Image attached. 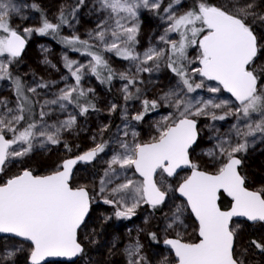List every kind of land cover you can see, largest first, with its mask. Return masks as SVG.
<instances>
[{"label":"snow or ice","instance_id":"1","mask_svg":"<svg viewBox=\"0 0 264 264\" xmlns=\"http://www.w3.org/2000/svg\"><path fill=\"white\" fill-rule=\"evenodd\" d=\"M98 2L100 10L107 12L108 19L114 21V25L108 27L105 26L107 21L99 24L94 36L89 34L99 42L104 52H112L120 59L133 62L137 73L152 72L163 61L178 78L177 87L161 97L164 106L173 108L174 112L164 117L162 125L157 126V136L150 142H136L137 133L132 131L133 143L117 137L119 150L113 151L100 180V193H109L103 202L116 208L118 219H128L140 205L147 204L156 209L165 204L168 190L176 191L186 200V207L190 208L198 222L199 237L198 242H184L181 233L177 232V238L163 240L164 245L174 253L176 264H245L235 250L237 231L231 222L234 217H242L249 222L264 223V192L250 191L245 187V178L238 171L241 160L235 154L246 151L247 137H254L257 133L264 135V66L257 68L255 64L258 40L247 23L249 17L264 22V14L255 12L254 0H244L243 3L232 0L231 4L223 5L197 0L191 9L182 14L175 11L181 0H171L167 7H162L163 0ZM79 3L83 4L84 0H79ZM77 8L73 9V13ZM140 9L153 12L165 21L167 27L159 41L167 48L149 47L143 54L136 52L134 45L139 33ZM20 12V7L13 0H0V57H5L0 60V80L11 81L16 97L14 108L9 106L8 101L0 99V173L5 171L9 161L28 155L35 143L41 146L59 144L61 132L71 129L76 123L74 115H69L59 124L44 123V108L48 105H58L61 110L73 105L79 109L81 116L95 110L87 99V93L92 89L85 90L80 83L86 72L101 83L111 82L115 76L103 53L93 50L89 41L76 35L62 37V43L91 59L83 65L65 57V66L75 84L66 85L54 99L44 101L39 122L29 120L26 113L33 111V101L26 93L36 94L37 88L48 85L39 83L25 89L21 79L13 77L10 71L11 64L20 57L26 43L20 31L12 26L13 14ZM58 19L59 24L42 16L39 27H26L23 31L26 35L33 32L41 36L58 35L60 25L68 23L63 9ZM109 32L111 40L107 39ZM172 33L179 39L170 38ZM192 46L199 49L195 61H189L187 54V49ZM191 63H198L199 67L189 69L188 64ZM104 72H107L106 76ZM194 75L202 79L196 82L192 78ZM119 76L127 81L122 89L127 101L133 98L130 89L136 84V79L123 72ZM204 81H215L231 94L238 106L218 115L209 109L225 108L228 101L217 103L213 99H196L193 102L188 94L206 87ZM139 91L137 88L136 92ZM207 91L216 93L220 88L207 87ZM135 98L139 99V96ZM141 103L143 110L131 117L137 122L159 106L157 100L143 99ZM115 110L116 105L113 104L111 111ZM253 114L259 119L254 120ZM228 115L245 122L243 129L238 125L232 126L238 142L233 144L229 139L221 140L217 145L218 154L212 150L207 153L221 161L217 172L210 174L202 171L190 159L189 149L198 138L197 121L192 117L224 120ZM22 122L26 126H22ZM127 128L126 124L125 137L128 135ZM17 145L20 147H15ZM65 147L69 148L67 144ZM107 147V142L97 143L83 154L63 160L51 174L34 175L31 170L24 169L0 182V234L18 238L21 243L20 248H13L0 256V262L7 264L11 261L17 252L23 250L25 242L28 264H43L47 257L71 260L84 252L78 241V230L89 212L91 197L86 186L74 188L70 179L74 165L78 162L91 163ZM116 166L122 171L118 172ZM183 167L190 168L191 175L172 189L171 178L178 175L177 170ZM133 168L142 179L127 176V170ZM122 175L123 182L110 189L107 187ZM165 185H168V190H165ZM221 192L231 198L228 210L218 206ZM183 212L184 207L177 206L170 217L165 216V232L183 225ZM149 236L159 242L157 233L150 232ZM251 245L264 253V241L253 239ZM141 248L137 241L125 249L128 264H146L145 258L140 255ZM161 264H169L168 257H164Z\"/></svg>","mask_w":264,"mask_h":264},{"label":"rangeland","instance_id":"2","mask_svg":"<svg viewBox=\"0 0 264 264\" xmlns=\"http://www.w3.org/2000/svg\"><path fill=\"white\" fill-rule=\"evenodd\" d=\"M77 10L72 13L70 23L62 30V36H78L81 40L89 41L90 45L98 48L108 61L110 68L115 73V78L109 87L102 85L90 72H86L81 80V87L85 90L92 89L87 93V99L95 106V110H89L81 116L79 109L73 105H67L65 110H61L58 105H48L44 108L46 115L44 123L49 125L59 124L66 120L69 115L76 117V123L71 129L63 130L60 136V143L57 145L45 144L41 146L35 143L32 151L23 157L11 160L7 163L5 171L0 173V182L9 176L17 175L24 169H29L34 175H45L54 172L63 160L76 156L82 152L95 147L97 143L107 142L108 147L105 152L100 153L96 160L88 165L76 167L71 180L72 187L86 186L91 197V208L87 220L78 231V241L85 245L88 253L72 264H128V256L125 251L129 245L137 241L142 245L140 255L145 258L146 264H161L164 257L168 261L174 262L170 252L164 249L152 247V243H159L169 237L177 238L176 233L180 232L184 242H194L196 236V224L192 220L190 213L183 201L178 199L175 191L168 190L165 204L160 206L157 211L142 204L136 208L135 214L128 218L125 223L115 224L108 229V224L113 220L115 214L112 205L105 204L103 199L109 195L108 191L100 193V180L104 177L107 161L111 158L114 150H119L116 143L117 137L133 143L132 131L137 133L136 142H150L153 137L158 135L157 126L162 125L164 117L174 112L173 108L164 106L161 97L171 89L177 87L178 78L172 74L166 64L161 61L159 68H154L152 72L136 71V65L127 60L120 59L112 52H104L99 42L93 38L98 25L107 21L106 27L114 25V21L108 19V13L101 11L98 0H84L79 3ZM165 0H163L164 2ZM168 1V0H166ZM170 1V0H169ZM21 12L13 14L12 26L20 31L25 38L27 45L21 57L17 58L10 66L16 69L24 77L25 87H35L39 83H46V88H37L36 94L30 93L35 100L38 108V118L40 121L41 106L45 100H51L59 94L60 89L66 85H74L75 80L65 66V57L68 60L76 61L78 64L87 65L90 58L83 54H72L66 49L54 44L52 41L33 32L26 35L23 31L26 27H39L42 16L52 23H55L61 10L69 9L74 5V0H13ZM215 5L231 4L232 0H208ZM241 3L244 0H240ZM255 12L264 14V0H254ZM33 5L36 7L33 8ZM168 5H162L167 7ZM191 4L186 0H181L175 6L177 14H182L191 8ZM139 33L134 47L137 53L143 54L149 47L167 48V45L159 41V37L164 34L167 27L165 21L160 16L146 9L138 12ZM252 27L258 40V55L255 61L257 68L264 66V30L254 28L259 24L264 26V22L254 21L252 17L247 20ZM93 34L90 36L89 34ZM170 38L179 39L172 33ZM111 40V33L107 35ZM198 47L192 46L187 49L189 61H195L198 56ZM5 57H0V60ZM150 64L152 62H149ZM189 69L199 67L198 63L188 64ZM127 73L135 77L136 84L131 87L133 98L125 101L123 87L127 84L126 80H121L119 74ZM264 75V74H262ZM196 82L202 78L194 75ZM206 87L197 89L188 94V97L195 102L196 99H213L219 103L221 100L228 101V105L221 109H209L218 115H223L229 108L238 105L232 97L226 93L217 83L204 81ZM207 87H218L220 91L210 93ZM139 89V93L136 89ZM139 96V99L135 98ZM0 99L6 100L10 107H15V99L12 88L6 80H0ZM143 99L157 100L159 106L154 111H149L143 120L137 122L131 119L132 116L143 110L141 101ZM116 105V110L111 111L112 105ZM117 114L113 122V115ZM125 117H127L125 119ZM197 121L198 138L195 146L190 150V159L197 164L200 170L216 173L221 161L207 155L212 150L218 154L217 145L223 139H229L233 144L238 142L236 130L232 127L238 125L243 129L244 121H238L235 116L228 115L224 120H212L210 117H192ZM253 119H259L253 114ZM128 125L127 137L124 136L125 125ZM101 129H106L101 131ZM11 138V134H8ZM243 139V138H239ZM248 146L246 151L238 152L235 156L241 160L239 169L240 174L245 178V185L248 189L264 192V135L257 133L254 137H247ZM69 148H66L65 145ZM15 147H20L19 145ZM117 167V171L120 170ZM187 173L183 172L171 178V187L175 189L184 179ZM127 176L139 180L134 168L127 170ZM124 176L114 179L113 184L108 185L110 189L116 183L123 182ZM157 179L159 177L157 176ZM177 206L184 207L183 225L176 230L165 232V216H171ZM237 231L235 250L245 264H264V253H260L251 245L253 239L264 241V224L250 225L243 221H233L231 224ZM157 233L159 242L153 241L149 233ZM27 244L22 251L15 254L7 264H18V257L27 249ZM0 256L6 254L8 250L20 248L21 243L11 238H1ZM172 257V258H171ZM3 264V262H0ZM66 264V263H50Z\"/></svg>","mask_w":264,"mask_h":264},{"label":"trees","instance_id":"3","mask_svg":"<svg viewBox=\"0 0 264 264\" xmlns=\"http://www.w3.org/2000/svg\"><path fill=\"white\" fill-rule=\"evenodd\" d=\"M187 2H189L190 4H191V6L193 7L195 4H196V2H197V0H186ZM171 2V0L169 1H164L163 2V5H168L169 3ZM78 1L77 0H74V5L72 6V7H70L69 9H66V10H64V12H65V14H66V18H67V20H68V23L67 24H61L60 25V28H59V33H58V35H52V34H48V35H43V37H46L47 39H49L50 41H52L54 44H56V45H58V46H60L61 48H64V49H66L69 53H72V54H82L80 51H73L72 50V48L70 47V46H66L64 43H62V41H61V38L62 37H65V36H62V30L70 23V21H71V18H72V13H73V9L74 8H76L78 5ZM191 7V8H192ZM190 8V9H191ZM59 17V16H58ZM55 23H57V24H59L60 22H59V19L57 18V20L55 21ZM254 28H260V29H262V30H264V26L263 25H261V24H259L258 26H255ZM79 47V46H78ZM93 50H95V51H100L98 48H95L94 46H93ZM89 57V56H88ZM90 58V57H89ZM91 59V58H90ZM11 71V73H12V75H13V77H19L20 79H21V82L24 84V86H25V81H24V77L21 75V74H19V72H17L16 71V69H15V67H14V69H11L10 70ZM103 75L104 76H106L107 75V72H104L103 73ZM95 77V76H94ZM96 78V77H95ZM114 78H115V76H114ZM113 78V79H114ZM97 79V78H96ZM113 79L111 80V82L113 81ZM98 80V79H97ZM9 84H10V86H11V88H12V94H13V97H14V99L16 100V97H15V95H14V93H13V86H12V83H11V81H9V80H6ZM100 83H101V81L100 80H98ZM111 82H107V83H101L102 85H104V86H106L107 88L109 87V85H110V83ZM25 89H27L26 87H25ZM30 98H31V100L33 101V111L31 112V113H26V116L28 117V119L29 120H36L37 121V118H38V108H37V104H36V102H35V100L31 97V94L30 93H26ZM116 117H117V114L115 113L114 115H113V122L116 120ZM22 126H26V125H24L23 124V122H22ZM246 186V185H245ZM247 188V187H246ZM218 204H219V207L222 209V210H226V209H228L229 208V206H230V201L223 195V194H220V197H219V202H218ZM159 208V207H158ZM158 208H156V209H153L154 211H157L158 210ZM152 209V208H151ZM114 211H116V208H114ZM127 221V219H125V218H120V219H118L116 216H115V214H114V216H113V220H112V222L110 223V224H108V229L109 230H111L110 229V227H112L113 225H115V224H119V223H125ZM0 244H1V239H0ZM160 245L161 244H159V243H152V247H154V248H160ZM1 248V247H0ZM88 249L89 248H85L84 249V252H83V255L81 256V257H84L87 253H88ZM27 254H28V250H26L21 256H19L18 257V264H27ZM81 257H80V259H81ZM172 258V257H171ZM173 262H170L169 264H172Z\"/></svg>","mask_w":264,"mask_h":264},{"label":"water","instance_id":"4","mask_svg":"<svg viewBox=\"0 0 264 264\" xmlns=\"http://www.w3.org/2000/svg\"><path fill=\"white\" fill-rule=\"evenodd\" d=\"M23 37V36H22ZM24 38V37H23ZM26 41V40H25ZM26 45H27V42L25 43V46H24V49L22 50V52H21V55H20V57L22 56V54L24 53V51H25V49H26ZM19 58V57H18ZM213 82H215V81H213ZM216 83V82H215ZM228 93V92H227ZM230 96H231V94L230 93H228ZM232 97V96H231ZM232 99L234 100V98L232 97ZM195 144H196V142H195ZM195 144L189 149V152H190V150L195 146ZM86 152V151H85ZM84 152H82V153H80V154H83ZM80 154H78V155H80ZM78 155H76V156H78ZM76 156H73V157H69V158H75ZM237 157V156H236ZM69 158H67V159H69ZM238 158V157H237ZM240 159V158H239ZM96 160V159H95ZM94 160V161H95ZM94 161H92L91 163H93ZM91 163H84V162H78L76 165H74L73 166V170H72V175H71V179H70V183H71V180H72V178H73V173H74V171H75V169H76V167L77 166H79V165H88V164H91ZM240 166H241V164L238 166V171H239V169H240ZM135 171V170H134ZM191 169L190 168H187V167H183V168H181V169H178L177 170V172H178V174H180V173H183V172H185V173H187V175L184 177V178H186L187 176H189V175H191ZM203 171V170H202ZM206 172V171H205ZM208 173H210V172H208ZM240 173V172H239ZM49 174H51V173H49ZM210 174H214V173H210ZM45 175H47V174H45ZM137 176H138V174H136ZM139 177V176H138ZM175 177V176H174ZM140 178V177H139ZM140 179H142V178H140ZM183 181V180H182ZM181 181V182H182ZM180 182V183H181ZM179 185V184H178ZM246 187V186H245ZM248 189V188H247ZM248 190H250V189H248ZM250 191H253V190H250ZM175 194H176V196L178 197V199H180L181 201H183L184 203H185V205L187 204V202H186V200L183 198V197H181L180 195H179V193L178 192H176L175 191ZM221 194H223L222 192H221ZM229 201H230V206H229V208L228 209H230V207H231V198L230 197H227V195L226 194H223ZM219 197H220V194H219ZM219 202V199H218V201H217V203ZM147 205V204H146ZM148 206V205H147ZM218 206H219V204H218ZM188 209V212L190 213V215H191V217H192V220L194 221V223L196 224V227H197V229H198V222L195 220V217H194V215L191 213V210H190V208H187ZM228 209H226V210H228ZM89 211H90V207H89ZM88 215H89V212H88V214H87V216H86V218H85V221L87 220V218H88ZM233 221H243V222H245V223H247V224H250V225H254V224H258V223H260V224H264V223H262V222H255V223H253V222H249V221H247L246 219H244V218H242V217H234L233 218V220H232V222ZM232 222H231V224H232ZM85 223V222H84ZM82 227V226H81ZM79 231V230H78ZM196 236H197V239L194 241V242H198V239H199V237H198V235H197V230H196ZM5 237H7V238H11V239H15V240H17V241H19L18 240V238H12V237H8V236H6V235H4V234H0V239L1 238H5ZM169 238H173V237H169ZM26 244H27V242H25ZM161 246L164 248V249H166V250H168L170 253H171V255H172V257H173V259H174V262H173V264H176V257H175V255H174V253H172L171 252V250L167 247V246H165L164 245V243H163V241L161 242ZM83 254V253H82ZM81 254V255H82ZM80 255V256H81ZM80 256H77V257H74V258H72L71 260H69L68 258H62V257H47L46 259H45V261L43 262V264H50V263H66V264H72V263H75L79 258H80ZM27 264H28V261H27Z\"/></svg>","mask_w":264,"mask_h":264},{"label":"flooded vegetation","instance_id":"5","mask_svg":"<svg viewBox=\"0 0 264 264\" xmlns=\"http://www.w3.org/2000/svg\"><path fill=\"white\" fill-rule=\"evenodd\" d=\"M212 82H213V81H212ZM90 208H91V203H90ZM149 208H151V207L149 206ZM89 212H90V211H89ZM82 246H83L84 249L86 248L85 245H82ZM170 254H171V253H170ZM82 255H83V254H82ZM82 255H81V256H82ZM81 256H80V257H81ZM79 259H80V258H79ZM79 259H78V260H79ZM172 264H173V263H172Z\"/></svg>","mask_w":264,"mask_h":264},{"label":"bare ground","instance_id":"6","mask_svg":"<svg viewBox=\"0 0 264 264\" xmlns=\"http://www.w3.org/2000/svg\"><path fill=\"white\" fill-rule=\"evenodd\" d=\"M227 93V92H226Z\"/></svg>","mask_w":264,"mask_h":264}]
</instances>
